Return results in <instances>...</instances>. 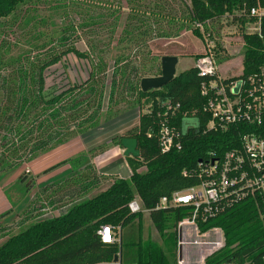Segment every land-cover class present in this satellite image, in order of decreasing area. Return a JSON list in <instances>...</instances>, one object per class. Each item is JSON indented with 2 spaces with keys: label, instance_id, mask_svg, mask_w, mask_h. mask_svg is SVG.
<instances>
[{
  "label": "trees",
  "instance_id": "16d2710c",
  "mask_svg": "<svg viewBox=\"0 0 264 264\" xmlns=\"http://www.w3.org/2000/svg\"><path fill=\"white\" fill-rule=\"evenodd\" d=\"M27 1L0 0V17L15 12L19 5ZM179 1L185 6L183 19L191 25L190 30L197 37H202V34L194 26L195 22H204L241 8L246 11L253 6L264 8V0ZM129 2L134 5V1ZM154 5L147 13L136 5L130 8L132 17L126 20L117 38L118 43L124 44L113 56V70L108 79L110 100L119 88H134L136 101L140 103L144 99L148 104L144 110L138 105L136 126L124 135L112 137L106 144H115L121 148L122 137L137 140L138 156L124 157L130 168L129 176L122 178L115 175L105 189L73 203L63 214L37 220L3 239L0 242V264H115V255H118L117 264L176 262L177 224L189 215L191 208L181 206L156 209L159 198L198 184V161H207L213 156L221 157L225 151L238 147L240 134L251 127L238 123L224 131L205 129L210 115L203 109L207 98L200 93V87L208 78L200 77L194 66L179 72L161 88L145 92L140 90L141 78L160 74L159 65L149 64L145 67L143 58L140 63L136 60L140 44L145 43L144 37L152 32L150 25H145L137 14L144 12L148 19L150 15L165 17L155 11L158 3L154 2ZM246 19H241V23ZM249 19L255 18L251 16ZM203 26L204 33H208V38L214 41L213 56L216 63L228 59V56L217 57L225 50L217 34L218 27ZM242 41L240 77L264 66V17L260 21V33L242 34ZM70 55L88 62V77L81 83L69 84L67 81L60 88L46 86L45 75L48 69ZM200 55L202 53L197 54L195 59ZM140 64L141 69L138 68ZM107 68L108 60L104 54L64 46L45 50L42 58L31 69H27L30 74L28 78H25L24 72L21 78H2L0 174L36 160L52 150L55 142L63 144L75 134L84 133L96 126L107 83ZM167 105L170 107L167 108ZM162 122L176 133L173 140L180 142V148L172 147L166 152L160 150L158 139ZM73 127H77V131H69ZM257 130L264 133V120ZM103 147L100 145L90 149L86 155L93 157L102 153ZM83 156L84 153H79L47 168L51 169L64 162L70 166L69 176L53 184H68L76 178L82 180L78 188H96L94 185L99 177L95 171L90 170L89 174L82 172L90 168L91 163L88 157ZM143 166L145 169L139 171ZM23 172L17 178L20 193L28 191L31 185V180H26L28 172ZM43 188L49 189L50 185ZM135 197L148 212L161 239L159 242L143 237L142 212H131L128 209V203ZM101 226L111 227L115 234L114 241L101 240L97 233ZM126 227L128 230L122 233ZM195 227L198 234H204L212 228L222 233L221 246L204 257V264H264V193L244 197L216 216L197 222Z\"/></svg>",
  "mask_w": 264,
  "mask_h": 264
},
{
  "label": "rangeland",
  "instance_id": "374dc122",
  "mask_svg": "<svg viewBox=\"0 0 264 264\" xmlns=\"http://www.w3.org/2000/svg\"><path fill=\"white\" fill-rule=\"evenodd\" d=\"M132 1L134 5L129 0H29L19 5L15 12L0 17V86L2 78H21L22 72L26 74L25 78H28L30 74L27 69H31L42 58L45 50L74 46L80 51L104 54L108 60L105 75L107 83L103 91L101 108L98 111V123L85 133L84 139L95 138V147L100 145L105 147L112 137L126 134L138 123V105L142 110L148 106L144 99L140 103L136 101L137 94L134 88L132 90L119 88L112 99H109L108 79L113 70L111 62L115 52L124 44L123 42L118 43L117 38L126 20L132 17L130 8L136 5L137 8L147 13L155 7V2L158 3L155 11L165 15V17L150 15L148 19L144 12L137 14L139 19L144 20L145 25H150L152 31L144 37L146 38L145 43L140 44L136 59L140 63L142 61L140 59L143 58L142 62L145 67L149 64L160 67V56L175 55L178 57L175 74H178L193 67L191 63L195 60V56L202 53L205 46L203 36H195L190 30L191 25L183 19L185 6L179 0ZM241 36V32L238 31L234 35L224 37L229 43L221 41L225 45V50L217 57L228 56V59L216 65L217 74L223 78L238 76L242 72L243 43ZM131 59L135 60L134 57ZM138 66L141 69V64ZM88 73V62L70 55L58 65L48 69L45 75L46 86L60 88L67 81L69 84L81 83L88 77ZM1 96L2 88L0 98ZM76 129L77 127L69 128V131ZM60 145L61 143L55 142L53 148ZM83 157H88L90 160L92 155L85 154ZM36 160L31 162H36ZM111 161L112 156H109L102 163L110 169L109 162ZM34 166L37 165L34 164ZM34 166L26 163L17 169L0 174V242L37 220L63 214L73 203L105 189L115 176L98 173L94 164L90 163V168L79 172L89 174L90 170H94L99 177L94 185L96 188L88 187L85 190L83 187L78 188L77 185L82 180L74 178L68 184L59 186L50 184L49 189H39L35 172L40 171L42 165L37 168H33ZM144 169L143 166L138 170L143 171ZM22 171L27 175L26 180H31L29 190L24 193H20V185L17 184L18 175ZM46 181L39 185L43 187ZM142 214L143 237H150L159 242V234L152 225L148 212L144 210ZM181 228L182 240L185 241L181 243L183 247L181 249L185 248L181 253L184 264H201L202 256L197 252L206 250L205 242L207 241H204L203 245H197L200 244V240L211 241L209 242L211 250L222 243V233L217 228L209 229L205 234H198L195 227L191 225H183ZM127 230L128 227L124 228L122 233ZM200 246H202L201 249Z\"/></svg>",
  "mask_w": 264,
  "mask_h": 264
},
{
  "label": "built area",
  "instance_id": "2783aa9c",
  "mask_svg": "<svg viewBox=\"0 0 264 264\" xmlns=\"http://www.w3.org/2000/svg\"><path fill=\"white\" fill-rule=\"evenodd\" d=\"M251 16L255 19L250 20ZM262 17L264 8L253 6L248 11L241 8L194 24L205 40L202 55L193 64L200 77L208 78L200 87V93L207 98L203 109L210 115L205 129L224 131L238 123H244L251 128L240 134L238 147L225 151L221 157H214L212 154L213 157L207 161H198V184L159 198L156 209L181 206L191 208L189 215L177 224L180 247L183 225L195 227L197 222L216 216L244 197L264 193V133L257 130L264 120V66L243 77L227 79L219 76L213 56L214 41L208 38V33H204L203 26H217L218 37L223 39L222 42L229 43L224 37L238 31L241 34H259ZM245 18L247 19L241 23V19ZM238 81L240 85L237 93L233 94L232 90ZM174 135L176 133L173 129L162 122L158 139L162 152L172 147L180 148V142L173 140ZM127 206L131 212L144 211L137 197ZM97 233L103 242L115 240V234L109 226H101ZM176 264H184L182 254L178 257V252Z\"/></svg>",
  "mask_w": 264,
  "mask_h": 264
},
{
  "label": "crops",
  "instance_id": "0c3cea01",
  "mask_svg": "<svg viewBox=\"0 0 264 264\" xmlns=\"http://www.w3.org/2000/svg\"><path fill=\"white\" fill-rule=\"evenodd\" d=\"M177 62H178V60H177ZM193 64H194V61L191 63V65H193ZM90 130H88V131H90ZM86 132L76 135L75 137L71 138L69 141L61 144L59 147L53 148L49 152L43 154L42 156L39 157V159L36 160V162H31V163L28 162V165H31V166H34V164L37 165V166H34L33 168H37V167L42 165V167L40 168V171L38 170L35 172V175H36L35 179L37 178V180H38L37 186L39 189H43V187L46 184L50 185L53 183H57V182L61 181L62 179L68 177L70 174V166H69L68 162L61 163V164H59L56 167H53L51 169H47V168L56 164L57 162L65 160L66 158L72 157V156L77 155L79 153L87 154V151L95 148V146H94V145H96L95 138L87 137V140L84 139V135ZM109 156H112V161L109 162L110 169L106 168V164L104 165L102 163L103 160ZM90 162L94 164L97 172L100 174H103V175H117L118 177L127 178L130 174V168H129V166H128V164H127V162H126V160L122 154V148H120L118 145H115V144L106 145L104 151L102 153H99V154L93 156L90 159ZM26 171L28 172V170H26ZM43 181H46L47 183L42 187L39 184H41V182H43ZM10 206H11V204H10ZM181 233H182V228H181ZM159 240H161V239L159 238ZM179 241L180 240H178V238H177V250H178V242ZM181 241H182V243L185 242L184 240H181ZM204 241H207V242H205L207 245L206 250L205 251L200 250L199 253L197 252V254L202 256L201 264H204L203 261H204L205 256L209 255L211 252H213L214 250H216L217 248H219L221 246L220 245V246L211 250V246H209L210 245L209 242H211V241H209V240H200L199 241L200 244H197V245H203ZM201 247L202 246H200V249H201ZM181 248H183V247L181 246ZM184 250H185V248H184ZM184 250L181 249V253Z\"/></svg>",
  "mask_w": 264,
  "mask_h": 264
},
{
  "label": "water",
  "instance_id": "95a60500",
  "mask_svg": "<svg viewBox=\"0 0 264 264\" xmlns=\"http://www.w3.org/2000/svg\"><path fill=\"white\" fill-rule=\"evenodd\" d=\"M177 56L175 55H163L160 57V74L157 76H147L140 79L139 87L143 92L158 89L170 82L175 74V66L177 64ZM240 81L237 82L235 88H233L232 93L236 94ZM120 145L122 148V154L124 157H137L139 152L137 149V140L132 137H122L120 140ZM180 239V236H178ZM178 257L181 256V247L178 246ZM118 255L113 257V262L117 263Z\"/></svg>",
  "mask_w": 264,
  "mask_h": 264
}]
</instances>
